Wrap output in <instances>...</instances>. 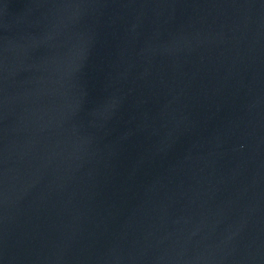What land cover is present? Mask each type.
<instances>
[{
    "label": "water",
    "instance_id": "95a60500",
    "mask_svg": "<svg viewBox=\"0 0 264 264\" xmlns=\"http://www.w3.org/2000/svg\"><path fill=\"white\" fill-rule=\"evenodd\" d=\"M0 264H264V0H0Z\"/></svg>",
    "mask_w": 264,
    "mask_h": 264
}]
</instances>
